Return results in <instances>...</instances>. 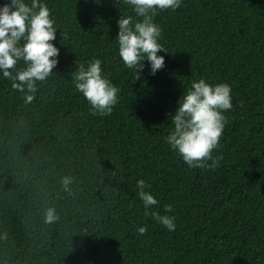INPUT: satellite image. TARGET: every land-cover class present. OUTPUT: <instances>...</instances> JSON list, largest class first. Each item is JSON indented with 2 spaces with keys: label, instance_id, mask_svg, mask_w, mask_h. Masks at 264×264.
Listing matches in <instances>:
<instances>
[{
  "label": "trees",
  "instance_id": "trees-1",
  "mask_svg": "<svg viewBox=\"0 0 264 264\" xmlns=\"http://www.w3.org/2000/svg\"><path fill=\"white\" fill-rule=\"evenodd\" d=\"M41 2L57 27L52 74L25 103L0 72V264H264V0L157 10L165 64L151 75L144 60L136 81L116 39L131 6ZM97 58L120 89L106 116L91 115L72 83L78 64ZM201 78L231 89L214 170L190 168L165 140L169 114ZM138 180L159 202L150 211L175 217L174 231L145 216ZM48 208L55 222H45Z\"/></svg>",
  "mask_w": 264,
  "mask_h": 264
},
{
  "label": "clouds",
  "instance_id": "clouds-1",
  "mask_svg": "<svg viewBox=\"0 0 264 264\" xmlns=\"http://www.w3.org/2000/svg\"><path fill=\"white\" fill-rule=\"evenodd\" d=\"M123 3L132 7L135 17L121 16L117 21L118 55L125 67L134 70L136 81L141 79L144 60L149 62L151 75L164 67V57L157 53L167 51L159 43L161 28L154 23V17L157 10L177 9L181 0H123ZM56 29L50 9L41 0H30V3L10 0V3L0 7V72L3 78L11 81L13 90L24 94L25 103L34 100L37 82L45 81L58 63L59 49L51 43L56 39ZM21 60L26 67L13 74L12 70ZM72 76L75 91L81 93L90 105V114L110 115L118 103L120 89L102 74L101 60L92 59L87 65L79 63ZM231 108L229 85L221 83L213 86L203 78L193 81L178 99L175 112L169 114L173 130L165 137L167 144L190 168L214 170L222 156L214 157L212 153L219 147L228 122L222 113ZM60 183L64 191L70 192L73 177L64 176ZM136 187L145 207V216L153 217L167 230L174 231L175 217L150 211L159 203L145 190L150 185L138 180ZM172 210L171 205L164 206L165 213ZM58 219L54 208L46 210V223ZM137 231L143 235L147 228L139 227Z\"/></svg>",
  "mask_w": 264,
  "mask_h": 264
}]
</instances>
